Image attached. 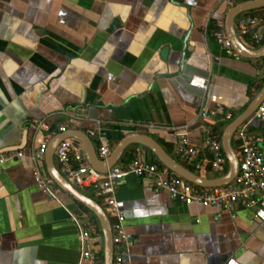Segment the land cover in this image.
Returning <instances> with one entry per match:
<instances>
[{"label": "crops", "instance_id": "0c3cea01", "mask_svg": "<svg viewBox=\"0 0 264 264\" xmlns=\"http://www.w3.org/2000/svg\"><path fill=\"white\" fill-rule=\"evenodd\" d=\"M228 1L0 0V153L25 156L0 172V264H78L70 215L83 213L96 226L65 193L58 203L34 183L31 156L59 127L87 136L100 129L111 151L125 137L148 135L169 146L172 157L175 131L200 159L209 158L198 112L221 105L237 116L264 85V57L228 56L214 38ZM194 77L207 80L205 92L189 85ZM227 123L208 122L219 142ZM245 123L263 138L264 154V125L253 117ZM91 140L97 152L100 143ZM115 199L133 240L125 264H264V223L249 212L238 209L232 218L185 205L132 176L117 186ZM92 246L102 256L99 229Z\"/></svg>", "mask_w": 264, "mask_h": 264}, {"label": "built area", "instance_id": "2783aa9c", "mask_svg": "<svg viewBox=\"0 0 264 264\" xmlns=\"http://www.w3.org/2000/svg\"><path fill=\"white\" fill-rule=\"evenodd\" d=\"M242 1L246 0H229L227 5L231 8ZM234 28L243 42H251L254 46H264V19L241 15L235 20ZM214 38L228 56H238L226 37L224 22L217 24ZM189 85L205 92L208 82L203 78L194 77L189 81ZM252 117L264 125V100ZM197 118L203 122L199 130L202 136V147L208 152L209 158L200 159L198 149L188 142L185 135L175 131L170 132L174 141L173 156L182 165L191 167L196 172L211 170L219 174L224 173L227 161L221 144L211 132L208 122L213 120L230 122L233 116L223 106L216 105L211 109H201ZM63 132L65 128L59 127L57 133ZM55 135L56 133H50L43 137L31 160L33 161L32 175L37 190L49 200L59 203L60 190L48 177L43 164L48 143ZM88 137L98 140L100 146L97 156L101 160L106 159L111 149L105 132L100 129L90 131ZM233 138L238 143L237 176L228 185L214 188L195 186L171 173L161 164L148 162L145 149L142 147L135 149L134 157L124 167L116 165L108 169L106 173L93 169L86 160L82 147L72 139H66L57 145L54 160L59 173L74 187L89 191L92 198L104 210L111 228L112 264H125L133 240L125 230L124 217L118 208L115 190L130 176L147 180L154 191L167 192L176 202L215 208L229 214L232 218L236 217L238 209H241L250 213L253 222L264 223V154L261 151L263 138L250 135L247 123H243L236 129ZM24 157L21 150L0 153V172L6 164L20 162ZM70 216L78 233V264H102L100 252L92 246V240L98 234V228L91 225L83 213ZM225 264L237 263L229 259Z\"/></svg>", "mask_w": 264, "mask_h": 264}, {"label": "water", "instance_id": "95a60500", "mask_svg": "<svg viewBox=\"0 0 264 264\" xmlns=\"http://www.w3.org/2000/svg\"><path fill=\"white\" fill-rule=\"evenodd\" d=\"M262 8H264V0H246L232 6L226 14L224 32L231 47L241 58L257 59L264 57V46L259 48L246 46L238 37L234 28L235 20L239 16ZM263 100L264 85L254 95L245 110L224 127L220 144L227 161V167L225 173L221 176L206 178L196 174L168 154L157 140L144 134H135L123 138L111 151L110 155L106 159L101 160L97 156L92 140L85 133L76 130L60 133L49 141L44 155L45 171L60 191L86 209L96 219L102 236L103 264H112L113 245L109 219L101 206L92 197L87 196L78 188L74 187L59 173L54 163V151L57 145L66 139H72L78 142L82 147L89 165L100 173H106L108 169L116 166L129 147L139 146L150 151L159 164L167 168L171 173L195 186L201 188L222 187L231 183L238 173V152L232 146L233 135L239 126L252 117Z\"/></svg>", "mask_w": 264, "mask_h": 264}, {"label": "trees", "instance_id": "16d2710c", "mask_svg": "<svg viewBox=\"0 0 264 264\" xmlns=\"http://www.w3.org/2000/svg\"><path fill=\"white\" fill-rule=\"evenodd\" d=\"M242 15H245V16H251V17H257V18H260V19H264V8L262 9H258V10H253V11H250V12H247V13H244ZM236 117V115L233 116V119ZM158 143L163 147V149L171 155V150H170V147L167 146L166 144H164L163 142H160L158 141ZM232 146L234 147V149L237 151L236 147H235V143L232 141ZM133 147H136V146H131L129 147L123 157H128L129 156V152L131 151V149ZM146 156H147V161L150 162V163H156V164H159V162L156 160L155 156L148 150H146ZM191 170V169H190ZM192 171V170H191ZM225 171V170H224ZM82 210L88 214H90L86 209H84L83 207H81ZM91 215V214H90ZM91 220L92 222L96 225V227L99 229L98 227V224H97V221L96 219L91 215Z\"/></svg>", "mask_w": 264, "mask_h": 264}, {"label": "rangeland", "instance_id": "374dc122", "mask_svg": "<svg viewBox=\"0 0 264 264\" xmlns=\"http://www.w3.org/2000/svg\"><path fill=\"white\" fill-rule=\"evenodd\" d=\"M196 174H198L197 172H196ZM221 175H223V174H220L219 176H221ZM209 177H211V176H209ZM81 190V189H80ZM84 194H86L87 196H89V197H92L91 196V193L89 192V191H85V190H81Z\"/></svg>", "mask_w": 264, "mask_h": 264}]
</instances>
